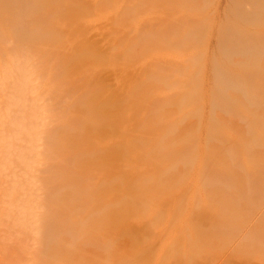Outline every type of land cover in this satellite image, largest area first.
<instances>
[{"label":"bare ground","instance_id":"1","mask_svg":"<svg viewBox=\"0 0 264 264\" xmlns=\"http://www.w3.org/2000/svg\"><path fill=\"white\" fill-rule=\"evenodd\" d=\"M5 1L0 0V7ZM135 1L141 0H40L33 7L31 0H11L21 8L0 10V62L16 58L17 72L13 73L20 80L18 69L36 61V71L46 85L47 129L40 138L44 166L37 175L45 191L37 205L44 213L40 223L35 222L40 226L34 224L33 229L41 237L42 248L35 253L39 264H127L144 257L151 264H161L170 255L175 264H181L184 245H188V263L211 264L214 257H198L197 247H219L229 230L246 217L230 192L224 191L222 208L213 220L215 232L203 236L202 226L208 220L211 224L212 218L197 209L199 201L194 209L187 205L197 185L194 176L212 178L225 170L238 139L247 145L248 163L258 164L264 173V161L255 156L258 147L248 148L252 128L247 123L248 117L255 121L253 127L264 137V33L240 31L241 25L254 22L257 15L264 23V0H252L247 13L240 12L241 0H233L227 18L215 28L216 53L207 56L192 43L186 54L175 48L173 59L142 55L147 47L161 50L166 44H177L183 37L177 29L182 24L189 27L187 20L181 16L166 21L161 15L160 23L152 28L141 20L134 21L133 27L124 17L130 15L128 5ZM157 2L146 0L144 5L154 7ZM69 5L73 11L67 9ZM206 28L203 20L195 26L199 42L208 41ZM152 37L158 39L154 45L148 42ZM241 50L252 52L249 62L227 57L224 64L219 63L227 52ZM72 55L80 57L69 65ZM90 58H96V64L88 65ZM131 64L138 65V70L128 76ZM203 64L213 71L211 87L201 80ZM248 65H254L256 74L246 69ZM189 83H193L192 91L186 89ZM135 88L139 96L134 100L131 91ZM67 92L71 93L68 101L63 97ZM116 100L126 103L111 111ZM256 100L258 108L253 107ZM33 110L39 114L37 105ZM149 131L153 139L159 135V145L146 137ZM79 143L85 145L81 152L76 148ZM203 145H210L212 161L196 154ZM7 156L2 158L5 163ZM139 157H144V164L137 161ZM177 164L186 167L182 176L175 171ZM86 178L96 180L95 189L85 186ZM145 181L155 197L179 181L186 185L163 213L168 224L165 231L159 229V209L151 212L152 221L135 223L149 212L146 198H137ZM217 183L222 190L228 188L222 178ZM258 190L264 201V189ZM29 201L26 205L32 206ZM182 231L190 236L187 242L180 238ZM120 236L127 238L122 249L116 247ZM141 240L146 241L144 247L138 245ZM259 250L263 257L252 264H264V237Z\"/></svg>","mask_w":264,"mask_h":264},{"label":"rangeland","instance_id":"2","mask_svg":"<svg viewBox=\"0 0 264 264\" xmlns=\"http://www.w3.org/2000/svg\"><path fill=\"white\" fill-rule=\"evenodd\" d=\"M31 1L33 7H37L40 4V0ZM145 1L146 0H141L139 2L135 1L128 5L131 10L130 15L124 17L125 22H129L134 27V21L141 20L144 22L146 28H152L160 23L159 19L162 15L166 21H172L173 19H177V17L183 16L189 24V27L182 24L181 27L177 29L179 34L183 36L177 44H166L161 50H159V48L157 50L156 47H147L142 55L145 59H153L158 55H164L173 59L174 55L172 51L175 48L181 49V53L186 54L188 46L192 43L196 44V48L207 56L216 53L217 36L215 28L225 21L227 18V11L233 5V0H158L156 6L153 7L151 5L145 6ZM241 1L242 6L240 12L247 13L250 10V2L252 0ZM2 5L0 10L12 6L13 9L15 8L17 10L21 8V6L14 4L11 0H6ZM67 9L73 11L74 7L69 5ZM155 9L157 14L154 11ZM200 20L206 21L209 26V28H206L207 42H199L194 37L195 26L200 23ZM241 26V33H246L249 30L256 35L264 33V23L261 22V16L259 15L254 18V22L246 23ZM160 36L162 35L156 37L159 38ZM156 37H152L148 42L154 45L158 40ZM251 56L252 52L247 50L227 52L225 56L219 57V63L224 64L227 57L249 62ZM79 57L80 55H72L69 60V65H74ZM13 60L15 61L16 58L13 59L12 57H8L4 61L6 64L0 62V145L5 142L8 143L0 147V264H39L36 258L37 254L35 255V253L42 248L41 242H38V239L41 240V237H39L33 229L40 226L35 222H37L44 213L43 208L40 207V203L37 205V202L45 197V191L42 187V183L38 181L37 175L44 166V142L40 138L47 129V108L45 107L48 105V101L46 103L48 99H46L45 96V81H42V77H40L36 71V61L31 60L28 64L24 65L22 70L18 69L21 78L18 80V73H13L17 72V70H15L17 69V61L14 63ZM87 63L90 66L96 64V58H90L87 60ZM137 66L136 64L129 65L127 69L128 76L136 74L138 70ZM203 67L204 70L201 74V80L205 82L206 87H211L214 84L213 71L206 64H203ZM234 69L237 71L239 70L237 68ZM246 69L251 74H256L254 65H248ZM13 74L15 75L11 77ZM105 77H109L108 74H106ZM220 81V84H224L222 79ZM138 88L131 91V99L135 100L138 98L139 95L136 90ZM192 88L193 83H189L186 87L188 91H192ZM245 90L246 89L241 92L243 97L247 94ZM70 94L71 93L68 92L64 94V99L68 101ZM20 95H23L22 98H20ZM16 103L20 106L18 105V107ZM125 103L126 101L116 100L115 106L111 111L122 109ZM33 105L39 107V114L34 112ZM257 106L258 102L256 100L253 102V107ZM71 107L74 109L76 105H72ZM42 109L45 114L40 112ZM208 111L209 107L205 109L204 113L207 114ZM248 119L250 121L247 120V123L252 128L250 134V144L252 146L248 148L254 150L258 147L255 156L258 160L264 161V137L253 127L255 121L249 117ZM235 126L238 127L239 124L236 123ZM146 137L159 145V135H157V138L153 139V135H151L149 131ZM212 144H214V142H212ZM10 147L12 150L11 152H9ZM246 147L247 145H245L241 139L236 140L234 157L226 169L218 173L219 175L213 176L212 178H208L203 174H196L194 176V181L197 185L192 187L187 205L190 209H194L195 204L199 201L197 209L212 218L210 220V222H212L211 224H209V220L208 222H204L202 226L203 236H212L215 232L213 220L218 217L222 208L223 199L221 197H223L224 191L230 192L231 196L239 203L241 211L246 217L244 222L235 225L233 229L229 230L224 240L220 242L219 247L214 248L210 244L197 247L196 252L198 257H214L211 264H252L253 261L263 257L259 250V246L261 244V238L264 237V201L260 198L262 192L258 189H264V173L260 171L258 164L248 163L249 159L246 158L245 154ZM76 148L78 152H81L85 148V145L84 143H79ZM209 148L210 145L200 146L196 154L200 159L212 161L213 156L209 152ZM6 155H8L7 157L9 158L5 159L7 163L2 161V158L4 160ZM20 156H25L27 158H25V160L21 158L22 161ZM30 158H32V161ZM26 160H28L29 163H27L28 161ZM137 161L143 164L145 163L144 157L137 158ZM26 164L32 165L31 167L34 171L32 170L30 175L32 176L33 174L34 178L36 176V184L31 181L34 178L30 177L28 174V170H31V167L26 166ZM193 168L195 169L197 167L194 166ZM37 169H39V171ZM185 169L186 167L181 164L175 165V171L179 176H182L181 173H183ZM220 178L228 182V188L225 190H222L221 188L223 186H219L217 183ZM203 183H207L208 187L204 188L202 186ZM84 184L89 190H93L97 186L96 180L93 178H86ZM141 188L142 191L139 192L137 198L140 200L146 198L149 204V212L144 218L135 220V223L141 225L145 219L152 221L154 216L151 212L159 209V211H162L159 215V229L163 231L167 230L168 224L166 216L163 213L168 210L169 201H176L178 195L186 188V185L179 181L159 197L153 196V190L148 182L145 181L141 183ZM218 188H220V190H218ZM204 193H206V195ZM31 198L33 205L27 206L26 201H29ZM31 202L29 201L28 205H31ZM94 217L97 216L95 215ZM207 218L209 219V217ZM144 223H146V221ZM115 226L119 228L120 224L115 223ZM180 238L187 242L190 236L188 233L182 231ZM126 241V237L120 236L117 239L116 247L122 249ZM138 245L144 247L146 241L141 240L138 242ZM182 249L183 256L180 261L181 264H191L187 262L189 255L188 245L187 247L184 245ZM175 261V257L170 255L164 257L160 263L175 264ZM127 264L151 263L144 257L142 261H130L127 262Z\"/></svg>","mask_w":264,"mask_h":264}]
</instances>
